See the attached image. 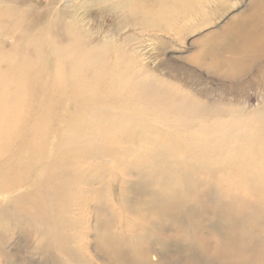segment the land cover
I'll list each match as a JSON object with an SVG mask.
<instances>
[{"label":"rangeland","instance_id":"obj_1","mask_svg":"<svg viewBox=\"0 0 264 264\" xmlns=\"http://www.w3.org/2000/svg\"><path fill=\"white\" fill-rule=\"evenodd\" d=\"M155 3L159 30L114 39L148 86L108 101L109 130L54 153L41 193H0V264H264V0ZM94 14L105 40L116 17Z\"/></svg>","mask_w":264,"mask_h":264},{"label":"bare ground","instance_id":"obj_2","mask_svg":"<svg viewBox=\"0 0 264 264\" xmlns=\"http://www.w3.org/2000/svg\"><path fill=\"white\" fill-rule=\"evenodd\" d=\"M152 1L38 0L35 4L44 6L32 7L28 0H0V66L9 67L8 71L0 68V193L21 187L41 193L48 161H62L54 153L109 130L117 109L108 101L132 98L148 86L130 53L114 39L127 28L159 30L148 16L156 7V0ZM94 13L116 17L115 29L105 40L91 28ZM6 44L9 49H4ZM32 68L42 74L40 80L33 77ZM30 82L43 89L37 102L25 92ZM116 89L127 93L116 94ZM120 112L126 121L119 128L124 129L135 113ZM55 113L60 121L52 124ZM32 116L35 121L28 126L26 118ZM91 125L94 128L87 130ZM82 131L88 133L84 138Z\"/></svg>","mask_w":264,"mask_h":264}]
</instances>
